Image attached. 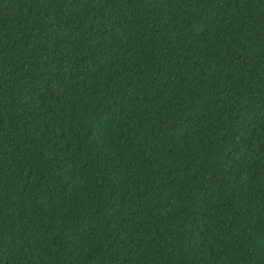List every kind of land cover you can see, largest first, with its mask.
<instances>
[{"label":"trees","instance_id":"16d2710c","mask_svg":"<svg viewBox=\"0 0 264 264\" xmlns=\"http://www.w3.org/2000/svg\"><path fill=\"white\" fill-rule=\"evenodd\" d=\"M0 264H264V0H0Z\"/></svg>","mask_w":264,"mask_h":264}]
</instances>
